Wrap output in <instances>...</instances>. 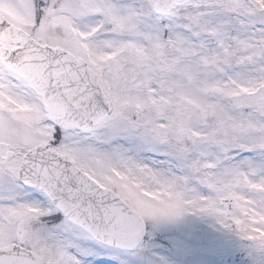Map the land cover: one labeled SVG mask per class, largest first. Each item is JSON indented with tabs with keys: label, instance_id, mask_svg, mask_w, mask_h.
I'll use <instances>...</instances> for the list:
<instances>
[{
	"label": "snow or ice",
	"instance_id": "1",
	"mask_svg": "<svg viewBox=\"0 0 264 264\" xmlns=\"http://www.w3.org/2000/svg\"><path fill=\"white\" fill-rule=\"evenodd\" d=\"M161 230L264 264V0H0V264H173Z\"/></svg>",
	"mask_w": 264,
	"mask_h": 264
},
{
	"label": "rangeland",
	"instance_id": "2",
	"mask_svg": "<svg viewBox=\"0 0 264 264\" xmlns=\"http://www.w3.org/2000/svg\"><path fill=\"white\" fill-rule=\"evenodd\" d=\"M206 227V226H204ZM178 235L175 232H170L166 230H161L156 233L153 238V244L155 245L154 251L161 255L168 257L173 264H201V260H203V264H215L214 257H182L176 254L173 249L172 239ZM230 261L228 264H242V257H239L238 260L233 261L232 256L229 257ZM103 260L104 264H120L117 260H111L108 257L100 258ZM90 264H95V261L92 258H89Z\"/></svg>",
	"mask_w": 264,
	"mask_h": 264
}]
</instances>
